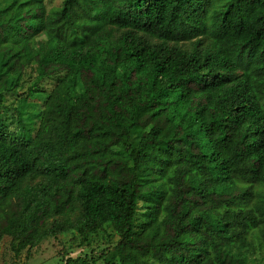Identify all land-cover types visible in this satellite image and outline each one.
I'll return each mask as SVG.
<instances>
[{"label":"trees","instance_id":"16d2710c","mask_svg":"<svg viewBox=\"0 0 264 264\" xmlns=\"http://www.w3.org/2000/svg\"><path fill=\"white\" fill-rule=\"evenodd\" d=\"M52 2L0 0V244L104 231L75 264H258L264 0Z\"/></svg>","mask_w":264,"mask_h":264},{"label":"rangeland","instance_id":"374dc122","mask_svg":"<svg viewBox=\"0 0 264 264\" xmlns=\"http://www.w3.org/2000/svg\"><path fill=\"white\" fill-rule=\"evenodd\" d=\"M59 2L60 0H53L52 5L56 6ZM28 74L31 77L34 76V72H29ZM54 78L55 76L42 80L39 83V99H42L49 92L54 83ZM27 84L28 81L26 80L24 86H27ZM7 100L12 101L11 105L15 104L13 97ZM23 121L27 122L26 119ZM8 127L10 131L20 133V127L16 124L14 116L9 117ZM106 230L110 233L109 229ZM115 239V235L107 238V233L104 231L97 234H89L87 241H81L78 237L73 240L70 233H59L56 236L44 239L36 249L28 250L25 248L18 254H15L10 247V238L4 237L0 244V264H75V258L79 256L83 257L84 254H89L90 251H93L92 255H99L102 249L109 244H113ZM262 249L264 252V248ZM257 253L258 264H264V259L261 257L259 251ZM67 258L72 259V261L66 263ZM94 264L104 263L102 259H98Z\"/></svg>","mask_w":264,"mask_h":264}]
</instances>
